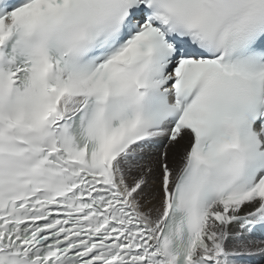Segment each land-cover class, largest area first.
Instances as JSON below:
<instances>
[{
  "label": "snow or ice",
  "instance_id": "snow-or-ice-1",
  "mask_svg": "<svg viewBox=\"0 0 264 264\" xmlns=\"http://www.w3.org/2000/svg\"><path fill=\"white\" fill-rule=\"evenodd\" d=\"M0 264H264V0H0Z\"/></svg>",
  "mask_w": 264,
  "mask_h": 264
}]
</instances>
